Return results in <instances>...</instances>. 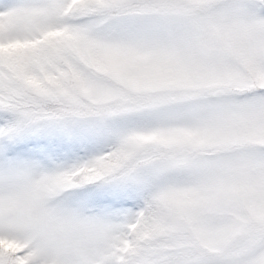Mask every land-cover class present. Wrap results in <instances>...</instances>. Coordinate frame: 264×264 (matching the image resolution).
Returning <instances> with one entry per match:
<instances>
[{"label": "snow or ice", "instance_id": "snow-or-ice-1", "mask_svg": "<svg viewBox=\"0 0 264 264\" xmlns=\"http://www.w3.org/2000/svg\"><path fill=\"white\" fill-rule=\"evenodd\" d=\"M0 264H264V0H0Z\"/></svg>", "mask_w": 264, "mask_h": 264}]
</instances>
